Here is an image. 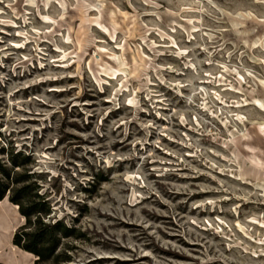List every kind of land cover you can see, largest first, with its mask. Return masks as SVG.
Instances as JSON below:
<instances>
[{
  "label": "rangeland",
  "instance_id": "obj_1",
  "mask_svg": "<svg viewBox=\"0 0 264 264\" xmlns=\"http://www.w3.org/2000/svg\"><path fill=\"white\" fill-rule=\"evenodd\" d=\"M0 184L31 264L11 200L58 264H264V0H0Z\"/></svg>",
  "mask_w": 264,
  "mask_h": 264
},
{
  "label": "trees",
  "instance_id": "obj_2",
  "mask_svg": "<svg viewBox=\"0 0 264 264\" xmlns=\"http://www.w3.org/2000/svg\"><path fill=\"white\" fill-rule=\"evenodd\" d=\"M4 196V187L0 184V201L4 199ZM35 197L39 198L37 195ZM11 201L19 206L18 210L26 220V223L20 227V231L13 235L12 244L20 250L37 257L33 264H45L49 261L54 264L60 263L58 256L55 255L58 246V240L55 238V235L60 233L63 237L71 236L72 229L63 226L60 222H56L52 225L43 223L41 221V215H48V209L39 210L36 209V205L24 208L20 202L16 200ZM42 204H45V202H42ZM33 216L35 218L34 223L43 227L36 232L23 231L26 226H29L27 228H30L32 225L30 219Z\"/></svg>",
  "mask_w": 264,
  "mask_h": 264
},
{
  "label": "crops",
  "instance_id": "obj_3",
  "mask_svg": "<svg viewBox=\"0 0 264 264\" xmlns=\"http://www.w3.org/2000/svg\"><path fill=\"white\" fill-rule=\"evenodd\" d=\"M0 248L5 253L4 257L0 258L2 264H31L30 260L24 254H16V256L10 255L8 241L1 242Z\"/></svg>",
  "mask_w": 264,
  "mask_h": 264
},
{
  "label": "bare ground",
  "instance_id": "obj_4",
  "mask_svg": "<svg viewBox=\"0 0 264 264\" xmlns=\"http://www.w3.org/2000/svg\"><path fill=\"white\" fill-rule=\"evenodd\" d=\"M0 204H2V203L0 202Z\"/></svg>",
  "mask_w": 264,
  "mask_h": 264
}]
</instances>
